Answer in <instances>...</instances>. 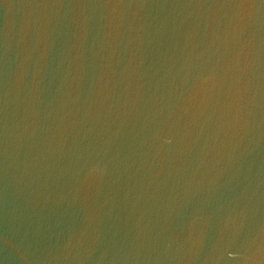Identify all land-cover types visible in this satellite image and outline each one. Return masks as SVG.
Segmentation results:
<instances>
[{
    "label": "water",
    "instance_id": "95a60500",
    "mask_svg": "<svg viewBox=\"0 0 264 264\" xmlns=\"http://www.w3.org/2000/svg\"><path fill=\"white\" fill-rule=\"evenodd\" d=\"M0 264H264V0H0Z\"/></svg>",
    "mask_w": 264,
    "mask_h": 264
}]
</instances>
